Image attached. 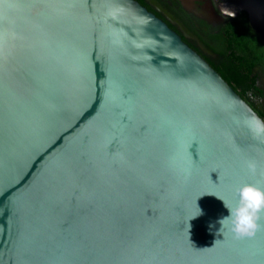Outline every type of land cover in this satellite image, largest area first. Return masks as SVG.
I'll list each match as a JSON object with an SVG mask.
<instances>
[{"label": "water", "instance_id": "95a60500", "mask_svg": "<svg viewBox=\"0 0 264 264\" xmlns=\"http://www.w3.org/2000/svg\"><path fill=\"white\" fill-rule=\"evenodd\" d=\"M0 264H264L263 120L136 0H0Z\"/></svg>", "mask_w": 264, "mask_h": 264}, {"label": "trees", "instance_id": "16d2710c", "mask_svg": "<svg viewBox=\"0 0 264 264\" xmlns=\"http://www.w3.org/2000/svg\"><path fill=\"white\" fill-rule=\"evenodd\" d=\"M136 1L150 10L145 0ZM209 36L212 43L205 44L213 57L203 58L264 122V87L259 84L264 74V46L246 15L228 19Z\"/></svg>", "mask_w": 264, "mask_h": 264}, {"label": "flooded vegetation", "instance_id": "af4514ba", "mask_svg": "<svg viewBox=\"0 0 264 264\" xmlns=\"http://www.w3.org/2000/svg\"><path fill=\"white\" fill-rule=\"evenodd\" d=\"M154 15L162 19L181 39L202 58L213 57L205 42L219 30L228 18L222 16L213 0H194L192 9L184 8L179 0H145ZM207 2L212 4L211 8ZM147 8V7H146Z\"/></svg>", "mask_w": 264, "mask_h": 264}, {"label": "rangeland", "instance_id": "374dc122", "mask_svg": "<svg viewBox=\"0 0 264 264\" xmlns=\"http://www.w3.org/2000/svg\"><path fill=\"white\" fill-rule=\"evenodd\" d=\"M259 84L264 87V74H260Z\"/></svg>", "mask_w": 264, "mask_h": 264}]
</instances>
